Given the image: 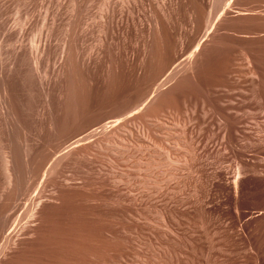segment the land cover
<instances>
[{
	"label": "rangeland",
	"instance_id": "1",
	"mask_svg": "<svg viewBox=\"0 0 264 264\" xmlns=\"http://www.w3.org/2000/svg\"><path fill=\"white\" fill-rule=\"evenodd\" d=\"M263 6L0 0V264H264Z\"/></svg>",
	"mask_w": 264,
	"mask_h": 264
},
{
	"label": "bare ground",
	"instance_id": "2",
	"mask_svg": "<svg viewBox=\"0 0 264 264\" xmlns=\"http://www.w3.org/2000/svg\"><path fill=\"white\" fill-rule=\"evenodd\" d=\"M251 3V2H250ZM255 4V3H254ZM253 7V6H252ZM264 7V6H263ZM262 7V8H263ZM249 9H251L250 7H249ZM257 9V8H256ZM261 9V8H260ZM257 10H259V9H257ZM254 11V10H253ZM252 11V12H253ZM249 12H251V11H248L247 13H249ZM256 13V12H255ZM261 13V12H260ZM250 14V13H249ZM257 14V13H256ZM246 15V14H245ZM257 16V15H256ZM258 17V16H257ZM211 20V19H210ZM212 23L211 24H209L208 23V27L210 28V26L209 25H211L212 26V24H213V21H211ZM264 22V21H263ZM215 26V25H214ZM214 26H213V28H214ZM207 27V28H208ZM208 28V29H209ZM207 29V30H208ZM213 30V29H212ZM214 30H215V28H214ZM215 33V32H214ZM211 34V33H210ZM216 35V34H215ZM264 35V34H263ZM208 36H209V34H208ZM207 39V38H206ZM202 44L203 43H201L200 45L202 46ZM200 46L198 45V48H199ZM197 48V50H199V49H201V47L198 49ZM245 49V48H244ZM192 51H194V50H192ZM245 51V50H244ZM258 51V50H257ZM247 52H249V51H247ZM262 52V51H261ZM199 53V52H198ZM197 53V54H198ZM254 53V52H253ZM190 54H192V53H190ZM249 54V53H248ZM252 54V53H251ZM244 55H247V54H245V52H244ZM194 56V54H192V56L191 57H189L188 59H192V57ZM196 56V55H195ZM194 56V57H195ZM199 56V55H198ZM198 56H196V57H198ZM201 56V55H200ZM258 56V55H257ZM188 57V56H187ZM194 57H193V59H194ZM246 57V56H245ZM244 57V58H245ZM199 58V57H198ZM248 59V58H247ZM186 60V59H185ZM260 61V60H259ZM248 62H249V59H248ZM255 62V61H254ZM188 63L189 64H185L184 66H185V69L183 70V71H180V70H176L175 72L173 71V74H170L171 76H169V78H167L168 76H166V78H165V82H163V84H165V85H163V87H162V89L164 88V89H166L165 91H163V90H161V91H163V92H161L160 94H159V96H158V98L160 97V95L163 97H161L160 98V100H162V99H164V96H165V93H166V96H168L169 94H168V92L170 91V92H172L173 93V88H176V90H177V87L179 86V84H177V81H178V79H179V82L182 80V78H184L183 76V74H185V73H187L188 74V77H189V71H190V73L192 72V71H195V67H194V64L196 63V61H195V63L193 62V60H192V62H189L188 61ZM197 64H199V63H197ZM263 64V63H262ZM259 65V64H258ZM250 66H251V64H250ZM254 67V66H253ZM253 67L251 66V68L249 69V70H252L253 69ZM197 69V68H196ZM264 69V68H263ZM250 72V71H249ZM260 72V71H259ZM194 73V72H193ZM193 73H191L192 74V76H190L191 78L193 77ZM196 73H197V70H196ZM181 74L183 75L182 76V78H181V80H180V78H178L179 76H181ZM187 74H185V77H187ZM195 74V73H194ZM250 74H251V72H250ZM252 74H253V76H256L259 80H258V84L259 83H261V77H259V74H257V72L255 71V70H252ZM243 75V74H242ZM197 76V74H195V77ZM187 77V78H188ZM189 77V78H190ZM178 78V79H177ZM188 80H190V79H188ZM263 80H264V78H263ZM183 81V80H182ZM192 82L194 81V80H191ZM178 82V83H179ZM187 82H189V81H187ZM254 82V81H253ZM256 82V81H255ZM254 82V83H255ZM189 83H191V82H189ZM166 84H169L168 85V87H166L167 85ZM184 83L182 82L181 83V85H183ZM193 84V83H192ZM191 84V85H192ZM195 84V83H194ZM233 84H235V83H233ZM178 85V86H177ZM166 88H165V87ZM233 86V85H232ZM180 87V86H179ZM178 87V88H179ZM235 87V86H234ZM161 88V87H160ZM182 88V87H181ZM181 88H180V90H181ZM257 88V87H256ZM171 89H172V91H171ZM229 89H231V88H229ZM176 90L174 89V91H175V93H177V92H180L179 90L176 92ZM229 91V90H228ZM158 92V91H157ZM162 93H164V94H162ZM172 93H170L171 95H169L168 97L169 98H173V96H172ZM168 94V95H167ZM174 94V93H173ZM187 94V93H186ZM257 94V93H256ZM259 94V93H258ZM164 95V96H163ZM170 96H172V97H170ZM167 97V98H168ZM166 97H165V105H166V107H168V106H170V105H172V103L171 102H174V101H172L171 99V101H169V98L167 99ZM156 99H157V97H156ZM168 101H167V100ZM262 99V98H261ZM157 100H159V99H157ZM204 100V99H203ZM231 101H232V99H231ZM166 102H168L167 104H166ZM262 102H263V100H262ZM160 104H164V102L163 101H161L160 102ZM159 104V105H160ZM178 104V103H177ZM204 104H206L205 103V101H204ZM203 104V105H204ZM235 104H237V103H235ZM159 105H157V106H159ZM160 106H164V105H160ZM173 106V105H172ZM176 105H174V107H175ZM206 106V105H205ZM214 106V105H213ZM261 106V105H260ZM165 107V106H164ZM150 109H148V110H146V114H149L150 115V113H151V115L153 114H155V115H157L158 113H157V111H158V109L157 108H155V107H149ZM155 108V109H154ZM170 108V107H169ZM222 109L220 110V111H217V112H214V114L217 116V118H218V120H219V125L221 124L222 125V128H223V130H221L220 129V131H223L222 133H223V135H222V141H223V143H224V141L229 145L230 144V137H231V134H232V132L234 131V132H238V111H234V107L233 106H231V105H226V106H223V107H221ZM172 109V108H171ZM205 109V108H204ZM264 109V108H263ZM162 110V109H161ZM161 110H159V111H161ZM179 110V109H178ZM158 111V112H159ZM209 111H210V108H209ZM148 112V113H147ZM207 112V111H206ZM145 113H144V115H146ZM264 114V113H263ZM262 114V115H263ZM143 116V115H142ZM141 116V117H142ZM209 116V115H208ZM157 117V116H156ZM188 122H191V121H189L188 120ZM112 124V123H111ZM214 124V123H213ZM220 127V126H219ZM104 128H106V127H104ZM131 131V130H130ZM144 132H145V130H144ZM221 134V133H220ZM238 134V133H237ZM127 135V134H126ZM145 135V134H144ZM219 135V134H218ZM220 136V135H219ZM264 137V136H263ZM127 138V137H126ZM233 138V137H232ZM259 139V138H258ZM263 139V138H262ZM261 140V139H260ZM221 141V142H222ZM258 141V140H257ZM263 141H264V139H263ZM222 143V144H223ZM261 143H263V142H261ZM231 144H233V142L231 143ZM226 146V145H225ZM233 147V146H232ZM73 148V147H72ZM225 148H227V146L225 147ZM236 149V148H235ZM89 150L90 149H87V147L86 148H82V149H80V150H77V148L76 149H73L72 151H70L67 155H69L71 152H76V154L79 152V153H81V152H84L85 154L86 153H88V154H90L89 153ZM229 150H231V149H229ZM78 151V152H77ZM126 152V151H125ZM115 153V152H114ZM120 153V152H119ZM72 154V153H71ZM122 154V153H121ZM196 154V153H195ZM157 155V154H156ZM236 156V155H235ZM62 158H65V156H63ZM166 158V157H165ZM185 158V157H184ZM237 158V157H236ZM134 161V160H133ZM8 161H6V162H4V170H5V177H6V181L9 183V181H11L10 179V177H12L11 176V174L10 173H8V170H9V172H10V168L8 169V163H7ZM142 162V161H141ZM141 162H140V160L138 159L137 160V162H136V166H140V165H142L141 164ZM151 162V161H150ZM150 166V165H149ZM138 168V167H137ZM237 172H236V176H238V169L236 170ZM10 174V175H9ZM123 175V174H122ZM235 176V175H234ZM235 176V178H233V180H232V186H233V189H238V188H236V186L238 185L237 184V181H238V178ZM105 179V178H104ZM115 180V179H114ZM99 181H100V179H99ZM65 184H66V182H65ZM237 184V185H236ZM230 185V184H229ZM68 186V185H67ZM103 186V182L100 184V187H102ZM107 186V185H106ZM238 187V186H237ZM64 188H66V186H64V185H62V184H60L59 185V190L57 191V193L56 194H58V196L56 197V203H55V207L56 206H58V205H60L61 204V202L63 201V199L61 198V195H59V194H61V192H62V190H64L65 191V189ZM68 188V187H67ZM236 193H237V190H236ZM119 201V200H118ZM55 202V201H54ZM45 204V201H43L42 200V197L41 198H39V200H38V204H37V207L35 208V210L33 211V212H31L30 214H29V217H30V219H34V218H38L39 216H38V214H39V211H40V209L42 208V206ZM38 216V217H37ZM28 217V218H29ZM26 227V226H25ZM37 234L35 233V236H36ZM34 236V235H33ZM37 237V236H36ZM10 243V242H9ZM8 244V243H7ZM71 247V246H70Z\"/></svg>",
	"mask_w": 264,
	"mask_h": 264
}]
</instances>
